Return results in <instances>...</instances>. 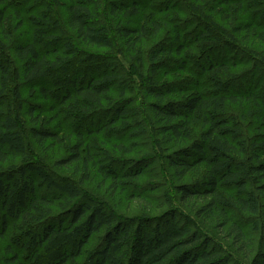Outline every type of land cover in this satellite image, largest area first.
Returning a JSON list of instances; mask_svg holds the SVG:
<instances>
[{
  "label": "trees",
  "instance_id": "trees-1",
  "mask_svg": "<svg viewBox=\"0 0 264 264\" xmlns=\"http://www.w3.org/2000/svg\"><path fill=\"white\" fill-rule=\"evenodd\" d=\"M97 1L10 0L7 3V0H0V240H5L11 224L19 225L4 246L6 255L0 264H242L234 259L229 247L216 243L208 230L196 222L205 220V214L215 212L221 216L222 228L228 227L230 247L236 248L247 264H264V242L254 253L252 241L246 237L241 222L230 218V212H237L244 221L264 230V138L256 135L241 139L243 128L227 111L229 105L248 103L250 107L255 106L252 115L264 125V84L255 85L248 91V97L240 91L232 92V85L238 82L232 73L231 56H228L229 63L211 56L214 51L222 52L221 47L226 45L240 55V60H243L242 56L247 57L245 51L230 47L225 36L233 39L249 31L259 35L253 22L264 27V0H249L248 11L244 10L242 0H219L220 6L233 9L230 6L234 3L237 10L248 14L245 21L236 23L228 10L219 9L220 13L227 12L231 28L225 36L216 25L217 29L204 27L197 18L187 21V26H192L190 31L186 25L177 24L175 45L162 44L148 51V74L145 72L146 60L140 51L138 53L136 45L157 37L162 31V22H127L123 25L125 17H141L144 6L136 0H109L108 13L116 18L117 25L114 21L108 25L99 11H93ZM29 3L31 27L23 31L26 20L22 11ZM56 5L63 10L65 24L60 19V12L54 9ZM39 6H43V11L37 16L33 10ZM159 8L158 4L152 6L155 10ZM161 12L152 10L151 18ZM184 36L196 43L201 53V56H190L189 59L200 72L207 73L213 87L201 90L197 76L185 84L192 90L191 94L180 100L167 101L171 95H181L183 91L176 92L175 87L160 82L172 72L163 66V57L170 56L172 68L177 72L188 71L185 59L174 58L183 55L186 47L181 42ZM45 46L51 50L43 51ZM123 47L126 51L130 48L126 54L133 64L130 71L138 70L147 86L141 89V94L145 92L146 100L151 101H146V105L149 115H154L153 126L145 129L148 118L144 115L141 127L149 136L155 134V153L162 156L165 175L168 174L179 195L178 201L191 206L194 198H211L201 209H195L193 217L181 211L170 219L153 220L150 215L122 217L103 200L86 195L85 184L92 180L91 167L99 168L103 181L110 180V187L125 191L138 186L134 183L144 171L137 166L123 173L127 168L123 165L124 159L113 158V152L111 155L107 149L101 152L95 140L89 142L103 128L118 136L125 135L121 133V127L133 130L129 118L138 115L134 106L124 101L111 110L104 107L116 84V73L112 74L115 70L108 60L116 50L122 53ZM86 48L107 51L94 53ZM82 54L85 58L80 57ZM254 59L252 61H256ZM261 62L264 64L263 59ZM115 65L118 70H123L119 62ZM254 67L256 73L263 67L261 75H264V66L254 63ZM98 68L102 72L95 77L93 74ZM129 75H122L123 86L130 84ZM42 81L51 86L42 85ZM23 84L33 87L38 84L37 92L41 98L53 99L66 115H74L70 116L75 122L74 139L67 144L66 155L54 163L58 169H73V178L58 180L42 161H34L35 165L15 163L19 157L32 159V142L47 150L60 140L58 133L49 127L51 122L43 117L44 107L24 99ZM143 99L141 102L145 103ZM54 108L51 105L50 112H54ZM26 121L30 126L25 124ZM60 124L55 127L57 131H60ZM195 129L199 130L196 137ZM259 130L261 132L263 128L259 126ZM185 141L191 142L176 147ZM48 142L52 145H47ZM126 148L128 150L124 143H119L114 150L129 154ZM106 161L112 163L100 165ZM117 161H121L118 162L121 171L114 168ZM6 164L10 166L4 168ZM202 164L207 167V174L198 183H183L188 173ZM40 186L42 190L46 188L55 193L46 194L40 191ZM129 197L135 199L134 195ZM55 209L62 210L61 218L57 217ZM176 214L182 222L175 219ZM101 232L99 245L85 254L90 239Z\"/></svg>",
  "mask_w": 264,
  "mask_h": 264
},
{
  "label": "rangeland",
  "instance_id": "rangeland-1",
  "mask_svg": "<svg viewBox=\"0 0 264 264\" xmlns=\"http://www.w3.org/2000/svg\"><path fill=\"white\" fill-rule=\"evenodd\" d=\"M63 1V0H62ZM113 1V0H111ZM134 1V0H132ZM142 3L144 6L142 16L139 17L137 15L131 16L129 18H122L123 25L127 24V22L132 23H143L144 21L153 22V21H159L162 22V31L159 33V35L155 38L145 39L142 40L139 44L136 45V49L138 50V53L140 51L143 58L146 60V66H145V72L148 74V58L147 53L151 48H154L155 46H160L162 44H165L167 46L175 45L173 42L175 41V31L177 30V24H182L187 26V21H190L192 18H197L202 21L204 24V27L206 26H213L214 28L220 29L224 32L223 36H225V33L230 31V25L229 20L226 18L228 15H226L227 12L231 16H234L233 21L238 23L240 21H245V17H248V14L242 13L243 11L237 10L238 6H233V4L230 7L227 8V6H220L219 0H202L201 2L199 0H180L184 2V4L181 2L179 4L178 2H175L174 0H136ZM109 0H98L93 8L94 12L99 11L100 15L103 17V21H105L108 25L112 24V21L115 22V25H117V21L115 17H111V15L108 13L107 9V3ZM7 3H10V0H7ZM31 3V2H30ZM28 4V8L26 6V10L22 11V14L26 20V25L22 28L23 31L26 29H29L31 26V21L28 19L30 12L29 7L31 4ZM158 4L160 6L159 9H156L157 12H161L155 17L152 16L151 18V12L156 10L152 9V6ZM183 4V6H182ZM242 4L244 7V10L248 11V6L250 5L249 0H242ZM55 10L60 12V19L62 23L65 24L64 18H63V10L61 9V6L58 5L54 6ZM226 9L227 12L220 13L219 9ZM12 9V8H11ZM203 9V10H202ZM216 9V10H215ZM252 10V9H251ZM43 11V6L36 7L33 10V13L38 16L39 13ZM203 11V12H201ZM237 11V12H235ZM242 13V14H241ZM147 15V17H146ZM246 15V16H245ZM146 17V20H145ZM121 18V19H122ZM254 26L257 27L256 32L260 33L259 35H254L250 31L245 33L242 32L240 35H237L236 38H230L228 36H225L227 39L228 44L230 47H233L235 51L237 49L239 51H245L246 56L240 60V55L237 52L231 51V48H227L226 45L221 47V51L225 53V55L222 52L214 51L212 53V58L217 61L224 60L229 63V57L231 56V61L233 60V63L230 61L231 67H232V73L237 77V84L232 85L231 91L232 92H238L244 93L246 97H248V91L252 90V88L255 85H263L264 84V75H261V71H263V67L259 72H254V63H259V65L264 66L262 64L261 60H264V27L258 22ZM215 25L217 27H215ZM65 26V25H64ZM192 26H187L186 29L189 30ZM219 30V31H220ZM190 31V30H189ZM31 34V33H30ZM183 43L186 48H184L183 55L176 56L174 58L176 59H185L186 65L188 71L185 72H177L174 68H172V61L170 56H164L165 59L163 63V66H165V69L170 68L171 75L167 77H162L160 79L161 83H165L166 85H170L175 87L176 92L183 91V93L180 94H173L170 96V98H167L168 100L171 99H177L180 100L182 97H186L187 95L192 93V90L185 86L187 84V81H193V79L199 77V82L201 86V90L207 89L211 90L213 85L209 81L207 77V73L200 72L199 69L195 68L194 63L192 62L189 57H198L201 56V53L198 51L196 43L192 42L188 39V37H183ZM235 43V44H234ZM233 44V45H232ZM43 49L44 50H51V47H47ZM59 49L60 46H59ZM89 51H92L94 53L96 52H104L105 50L102 49H96V48H86ZM130 48H128V51H126V48L123 47V52L118 53L117 50L114 52V54L111 55L112 60H108L109 65H111L112 74L116 73L114 76H116L115 80V87L112 89L108 101H105L104 107L106 109H113L115 105L117 104H124V101L126 103L130 104L131 106H134V109L137 112V116L130 117L129 121L130 124H132V131H134L133 135L130 134L132 131L123 130L124 128H120L121 133L125 134L122 136L112 135L108 133L109 129H102L101 133L94 134L90 141L95 140V142L100 146L99 148L104 151L107 149L110 154L112 155L113 152V158L115 159H124L123 165L124 167H127L123 170V173L128 172L129 169L132 170L134 168H137V166L142 168L143 174L139 178V181L137 183L138 186H133L132 188L127 189L126 191L124 188L122 190L118 189L115 190L110 187V180H107L106 182L103 181L102 175L99 172V168L92 169L90 171V177L92 178L91 181H89L87 184H85V192L87 197H95L99 200H103L106 204L110 205L112 208H114L115 211H117L122 217H129V218H135L137 216H147L150 215L153 217L152 219H170L171 216H173L177 211H181L184 214L189 213L192 214L191 216H194L195 209L199 210L203 206H205L211 198H194L192 199L191 206L186 203H180L178 201L179 195L176 194L175 190L173 189V185L171 184V180L167 175H165V168L163 166L162 162V156L155 153V148L153 145V139L155 137V134L153 133V136H149V133L147 134L144 132L142 125V120L145 117L148 118L145 122V129L149 127V125L153 126V120L154 115L151 113V116L149 115L148 107L146 105V101L150 103L151 101L149 99L146 100L145 98V92L141 94V89L146 88L147 86H144V81L142 78H140V75L138 74V70L135 69V72L132 70L130 71V68L132 64V60H129L128 57H126V54L129 51ZM107 51V50H106ZM105 51V52H106ZM190 51L192 54H189ZM52 52V51H51ZM62 53V52H60ZM106 54V53H105ZM103 54V57L105 56ZM227 55V57H226ZM102 56V55H101ZM137 56V54H136ZM229 56V57H228ZM54 57V56H53ZM80 57H84L85 55L82 54ZM115 57V58H114ZM172 58V59H174ZM227 58V59H226ZM255 58V59H254ZM115 59V60H113ZM204 59V58H203ZM256 61H252V60ZM205 60V59H204ZM116 62L120 63V65L123 67V70L119 68V70L116 67ZM103 66V63H101ZM160 65V64H158ZM162 65V64H161ZM115 66V67H114ZM114 67V68H113ZM133 68V66H132ZM106 69V68H104ZM164 69V70H165ZM173 69V70H172ZM105 73H110L109 70H103ZM168 71V70H166ZM100 72H102V69L98 68L93 75H100ZM135 73V74H134ZM180 73V74H179ZM130 74L131 77L130 84L123 86L122 81L124 80V77L122 75ZM198 76V77H197ZM160 77V76H158ZM42 85L50 87V83L46 81L41 82ZM195 84V83H193ZM37 87L39 86L36 84ZM22 88V94L24 99L31 100L35 105H40L44 107V116L46 119H48L51 124L49 127L51 129H54L55 132L58 133L60 140L59 142H55L53 146H49L47 150L41 149L36 143L32 142V146H30V151L34 153V155L30 156L29 161L25 159V157H19L15 163L23 165L25 163H32V165H35L34 161H42L44 165L54 174L55 177L58 178V180H65L70 179L74 177L73 169L70 168H62L58 169L54 167V163L57 159L63 157L66 155L67 152V144L73 141L74 136L73 134H76V130L73 127V120L70 118V116L74 115H66L65 110H61L60 105L56 103L53 99H50V101L44 100L38 95V89L37 87H33L32 85H24ZM33 89V94L31 91V88ZM187 91V92H186ZM144 97V102H141V98ZM184 97V98H185ZM166 103V102H165ZM51 105L55 106L54 112L51 111ZM255 106L248 105V103H243L242 105H229L228 106V113L234 115L238 122L241 124L243 131L241 132V139L247 138L251 139V137L260 135L262 139L264 138V125L261 124L260 119H257L256 116L254 117L252 114L255 113L256 109H254ZM65 109V108H63ZM89 119V118H88ZM57 123H61L60 131H57L55 127H57ZM27 126L29 125V122L26 121L25 123ZM259 126L263 128V131L260 132ZM96 128V126H94ZM83 129V128H81ZM199 129V128H198ZM150 132V131H149ZM199 133V130L195 129L194 137L197 136ZM263 135V136H262ZM162 138V137H160ZM191 141H185L184 143H179L176 145V147H183L186 144H189ZM119 143H124L125 147H128L129 154L126 152H119L115 151L114 148L119 145ZM52 145V142H48L47 145ZM124 150V151H126ZM170 153V152H169ZM85 155V154H84ZM171 155V154H170ZM112 158V159H113ZM101 160H104L101 158ZM264 160V158H263ZM34 162V163H33ZM121 161H117V163L114 165V168L119 169L121 171V164L118 163ZM112 163V161H106L104 163L99 162L100 165H109ZM102 165V166H103ZM112 165V164H111ZM10 165L6 164L4 168L9 167ZM170 173V170H169ZM207 174V167H205V164L200 165L199 167H196L195 169L191 170L188 175L183 179V183L190 184L192 183H198L199 179L201 180L204 175ZM172 181L175 184V179L172 175V172L170 173ZM179 182V181H178ZM130 184V185H134ZM40 191L52 195L54 191L50 192L48 190L43 189L42 186H40ZM232 192L234 190H231ZM55 193V192H54ZM174 194V195H172ZM134 195L135 199L130 198L129 196ZM145 202V203H143ZM75 207V206H74ZM73 207V208H74ZM57 212V217H62V210L55 209ZM69 210V209H68ZM192 210V212H191ZM68 212V211H67ZM150 213V214H149ZM65 214V213H64ZM221 216L218 215V212L213 213L212 215H209V213L205 214V220L204 219H198L196 220L197 223L200 222L202 227L204 229H207L208 232L211 234V236L214 238L216 243H220L223 245L224 248L229 247L230 251L232 253V256L235 260H239L242 264H247V261L243 258V255L239 254V252L236 251V248H231L232 245L231 239H227L229 232L228 227L222 228V221L219 220ZM230 218L236 222H241L243 229L245 230L246 237L252 241V245L254 247V253L259 248L261 243L264 242V230L260 228V226H257L249 221H244L242 219V216L237 212H230ZM175 219L177 221L182 222V219L180 216L176 214ZM204 225H203V223ZM19 225L11 224L10 229L8 233L5 236V240H0V263L3 262V259L5 257V251L4 246L6 243H8L11 240V236L13 235L16 230H18ZM101 234H95L89 241L88 245L85 248V254L87 252L95 249L100 241H101ZM237 258V259H236ZM80 260H83L82 258ZM25 261H27V258H25ZM28 264V263H27Z\"/></svg>",
  "mask_w": 264,
  "mask_h": 264
}]
</instances>
